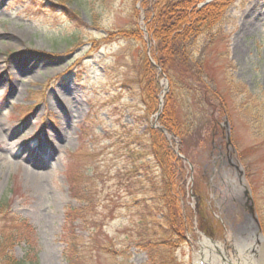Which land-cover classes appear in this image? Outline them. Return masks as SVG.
I'll return each instance as SVG.
<instances>
[{
	"label": "rangeland",
	"instance_id": "1",
	"mask_svg": "<svg viewBox=\"0 0 264 264\" xmlns=\"http://www.w3.org/2000/svg\"><path fill=\"white\" fill-rule=\"evenodd\" d=\"M139 7L138 0H0V202L31 229L37 264H66L67 231L83 246L94 237L128 243L131 264H197L199 256L244 264L247 252L258 258L264 0H231L213 29L219 37L204 71L229 107L231 145L216 136L211 145L187 140L189 159L178 153L181 183L163 196L173 225L144 210L158 175L149 158L148 176L137 179L143 168L134 149L157 126L156 112L144 106L148 76L137 70L145 39L125 32L143 26ZM187 93L178 96L183 120L191 116ZM23 251L11 249L17 258Z\"/></svg>",
	"mask_w": 264,
	"mask_h": 264
},
{
	"label": "trees",
	"instance_id": "2",
	"mask_svg": "<svg viewBox=\"0 0 264 264\" xmlns=\"http://www.w3.org/2000/svg\"><path fill=\"white\" fill-rule=\"evenodd\" d=\"M138 1L139 9L144 13L143 24L147 31L148 41L145 40V46L149 43L148 54L146 50L140 54L137 66L140 79L144 75L148 76L149 92L145 111H158V94L161 91L159 80L162 74L167 78L168 88L157 117V124L165 132L159 127H149L147 142L138 144V149H134L142 162L140 167L143 168L137 179L142 181L143 176H148L145 166L151 161L158 175L152 181L151 187L154 190L144 210L148 211L150 219L173 225L171 217L166 216L168 209L163 204V196L167 197L173 185L176 188L182 180V158L175 150L189 159L187 140L193 137L197 138L196 145L201 142L204 144L206 139H209L206 144L211 145L213 136L223 139L226 147L231 145V138L225 133L224 126L229 123V107L224 96L216 90L213 80L204 71L206 52L219 37L213 29L222 22L231 0H212L202 5L200 3L204 0ZM125 32H132L136 40L144 39L140 27ZM182 89L188 92L187 98L190 99L186 111L191 116L186 120L181 118L179 110L182 105L178 96ZM146 158L150 161L145 162ZM191 188L195 189V185ZM156 190L160 194L156 195ZM0 209V264H37V255L31 251V229L9 212L4 201L0 202ZM157 215L160 217L157 218ZM140 221L145 224V216ZM152 223V229L159 225ZM198 227L205 232L202 225ZM63 236L69 238V241L73 240L62 251V259L66 264H131L128 243L117 247L112 238L99 237L96 240L94 237V241L89 239L86 246H83L82 242L76 240L74 232L67 231ZM16 245L23 247L22 258L14 257L11 253Z\"/></svg>",
	"mask_w": 264,
	"mask_h": 264
},
{
	"label": "bare ground",
	"instance_id": "3",
	"mask_svg": "<svg viewBox=\"0 0 264 264\" xmlns=\"http://www.w3.org/2000/svg\"><path fill=\"white\" fill-rule=\"evenodd\" d=\"M203 244H207L211 248L219 249L218 246H216L214 243H211L210 241H204ZM245 250L247 251L248 249ZM200 262L201 264H211L210 259L206 256H202V258L199 256L197 264H199ZM244 264H264V254H260L259 257L256 258L254 254L247 252Z\"/></svg>",
	"mask_w": 264,
	"mask_h": 264
},
{
	"label": "water",
	"instance_id": "4",
	"mask_svg": "<svg viewBox=\"0 0 264 264\" xmlns=\"http://www.w3.org/2000/svg\"><path fill=\"white\" fill-rule=\"evenodd\" d=\"M208 1H210V0H207L206 2H208Z\"/></svg>",
	"mask_w": 264,
	"mask_h": 264
}]
</instances>
